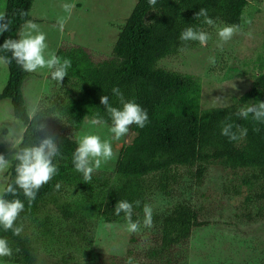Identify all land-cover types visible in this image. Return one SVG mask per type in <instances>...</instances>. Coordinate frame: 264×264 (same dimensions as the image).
Masks as SVG:
<instances>
[{"label":"trees","instance_id":"trees-1","mask_svg":"<svg viewBox=\"0 0 264 264\" xmlns=\"http://www.w3.org/2000/svg\"><path fill=\"white\" fill-rule=\"evenodd\" d=\"M34 1L7 0L3 20L9 29L0 35V44L19 38L25 20L31 19ZM249 5L248 0H156L155 5L137 0L106 58L96 60L83 47L57 51L56 55L72 60V67L62 84L50 79L62 92L45 93L32 115L23 92L30 73L15 60L6 64L9 75L0 100L11 102L14 118L27 129L22 146L36 142L34 122L43 120L47 131L58 139L61 153L54 160L57 174L41 186L34 201L29 203L22 191L18 192L25 210L16 224L23 231L17 236L0 228V237L8 239L13 249L12 257L3 258L6 263L50 264L41 255L43 246L91 245L99 224L125 220L123 213L117 216L113 210L118 200H128L140 202L134 205L133 220L143 221L145 203L153 208V226L146 235L150 257L158 264H186L194 230L208 224L203 220V209L192 202L191 192L204 184L215 166L237 175L236 184L224 190L231 197L240 196L245 187L244 217L252 218L249 207L264 202V122L251 116L241 118L237 112L244 105L264 101V72H258L250 90L236 103L202 109V80L166 67L167 60L178 57L185 62L182 51L201 46L198 41L179 39L187 26L206 32L216 28L204 24L203 17L195 18L200 8H207L217 25L235 24L241 29ZM0 55L11 57L7 51ZM224 66L219 67L224 70ZM218 71L210 68L213 74ZM113 87L146 109L149 122L143 128L130 125L127 134L134 138L119 149L111 171H94L91 181L86 182L73 167L78 140L68 130L79 133L86 121L97 116L110 126L100 97L107 94L113 106L121 107L111 94ZM224 122L232 123L233 131L247 128V135L230 141L220 132ZM15 163L13 159L6 184L15 179ZM7 198L13 197L9 194ZM157 198H161L159 206L154 203ZM259 205L255 217L264 219V205ZM49 254L53 257L54 251ZM75 260L74 256L63 257L54 264H75Z\"/></svg>","mask_w":264,"mask_h":264},{"label":"rangeland","instance_id":"rangeland-1","mask_svg":"<svg viewBox=\"0 0 264 264\" xmlns=\"http://www.w3.org/2000/svg\"><path fill=\"white\" fill-rule=\"evenodd\" d=\"M249 8L245 24L227 43L217 36V28L208 30L207 45L194 50H185L183 58L167 60L166 67L179 72L198 76L202 80V109L230 106L245 94L254 82L258 72H264V0H248ZM7 0H0V17L4 19ZM137 0H35L30 12L33 20L46 34L48 54H56L60 48L83 47L91 51L96 60L109 56L117 41L121 27L135 8ZM69 5L70 10L64 6ZM63 25V30H61ZM23 27L19 38L23 33ZM251 33L249 37L247 34ZM224 66L222 70L219 66ZM218 68L217 75L210 72ZM216 72V70H214ZM8 67L0 64V93L8 81ZM49 78V71L40 69L30 73L23 92L30 115L39 107L45 93L52 95L62 92ZM92 119L85 122L81 132L68 133L79 139L85 134L100 135L110 139L114 156L102 164L97 172H110L125 143H131L134 135L125 134L119 140L112 139L109 127L93 124ZM23 125L14 118L9 100H0V154L9 159V167L14 159L11 138L5 136L6 130ZM9 167L0 171V186L6 185ZM239 174V173H238ZM237 182V175L219 166L212 167L205 182L191 192L192 202L203 209V220L208 224L194 230L189 240L186 264H264V219L256 218L257 207L250 206L252 218L242 203L247 196L246 188L240 196H230L224 188H231ZM189 197V196H188ZM161 198L154 202L159 206ZM242 207V209H241ZM243 212V213H242ZM138 233L126 231L125 220L114 225L101 223L93 233L91 245L65 247L50 245L41 247V255L48 263L59 262L63 257L74 256L75 264H126L133 257L139 264H158L150 257L146 235L150 228ZM136 239V240H134ZM49 251H54L50 257ZM10 264V263H6Z\"/></svg>","mask_w":264,"mask_h":264},{"label":"clouds","instance_id":"clouds-1","mask_svg":"<svg viewBox=\"0 0 264 264\" xmlns=\"http://www.w3.org/2000/svg\"><path fill=\"white\" fill-rule=\"evenodd\" d=\"M150 5H155L156 0H149ZM70 10L69 5L64 6ZM22 15H27L23 13ZM203 17V23L217 28V36L223 43L230 41L238 31V25L221 24L209 15L207 8H200L195 13V18ZM9 29V23L0 17V35ZM23 33L18 39H5L0 44V52L7 51L11 57L0 55V64H8L15 60L16 64L25 72L33 73L40 69L49 71V78L60 84L69 74L72 67L70 58L61 57L54 53L46 56L48 44L46 34L33 20H25ZM63 30V25H61ZM249 37L251 33L247 34ZM210 36L206 31L192 25L187 26L179 36L182 41H198L201 46L208 43ZM111 94L118 98L121 107L113 106L109 95H102L100 103L104 106L111 119L109 131L112 139L119 140L129 132V126L135 124L139 128L145 127L149 122L148 112L135 100L125 99L119 87H113ZM237 115L241 118L264 122V101L244 105L239 108ZM93 124L106 123L102 117L97 116ZM36 142L23 145L26 127L13 126L6 130L5 136L11 138L10 147L13 150L12 157L15 160V179L11 183L0 186V228L5 231L11 230L13 235H20L22 226L16 221L25 210V203L18 198V192L22 191L25 199L31 203L35 200L42 185L47 184L57 174L58 168L54 163L57 156L61 155L58 139L47 131V124L43 120L34 122ZM247 128L233 131V124L224 122L220 129L221 135L228 137L230 141H238L247 135ZM114 156L110 139H103L100 135L85 134L78 139V146L73 152L72 164L76 172L81 173L84 181H91L95 170L101 168ZM9 159L0 154V171L9 167ZM60 187L59 184L56 185ZM11 195L13 198L8 199ZM140 202H129L128 200H118L114 206L113 213L119 216L123 213L126 231L138 233L142 230L141 221L133 220L134 205L139 206ZM143 227L153 226V208L145 203L143 206ZM13 249L8 239L0 237V264H6L4 257H12ZM126 264H137L133 257H128Z\"/></svg>","mask_w":264,"mask_h":264}]
</instances>
